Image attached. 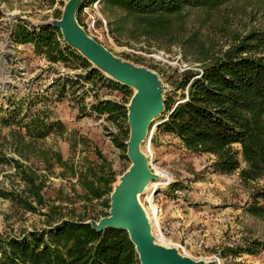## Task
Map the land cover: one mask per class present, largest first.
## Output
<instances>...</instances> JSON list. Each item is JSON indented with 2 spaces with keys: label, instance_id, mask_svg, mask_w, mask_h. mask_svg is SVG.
<instances>
[{
  "label": "rangeland",
  "instance_id": "374dc122",
  "mask_svg": "<svg viewBox=\"0 0 264 264\" xmlns=\"http://www.w3.org/2000/svg\"><path fill=\"white\" fill-rule=\"evenodd\" d=\"M67 1L0 0V108L13 111L16 106L25 114L21 123H0V241L23 240L65 220L108 215L110 193L99 178L116 179L114 186L131 165L127 145L120 147L113 139L120 128L130 131L128 117L107 119L93 104L109 99L127 106L134 89L109 83L106 75L86 80L88 69L76 56L52 62L33 43L15 41L14 30L24 26L39 31L47 20L61 17ZM98 9L103 27L99 41L159 73L165 95L172 96L181 92L177 83L186 70H200L207 56L264 25V0H226L154 16L104 2ZM79 17L83 21L82 13ZM32 115L48 123L59 120L63 127L33 138L28 131ZM161 122L154 121L150 140L142 146L152 168L172 175L163 188L141 195L151 207L147 197L155 192L152 202L160 213L153 221L165 235L158 239L196 259L264 264V213L249 211L252 193L262 182L246 183L238 171H216V156L187 150L177 137L158 130Z\"/></svg>",
  "mask_w": 264,
  "mask_h": 264
},
{
  "label": "trees",
  "instance_id": "16d2710c",
  "mask_svg": "<svg viewBox=\"0 0 264 264\" xmlns=\"http://www.w3.org/2000/svg\"><path fill=\"white\" fill-rule=\"evenodd\" d=\"M224 1L101 0L144 16L171 14L185 6H214ZM80 11L78 19L81 22ZM13 34L16 42L33 43L35 50L52 62H70L75 56L81 59L88 69L84 76L86 80H103L105 76L70 47L63 40L61 31L52 25H43L39 31L20 26ZM107 79L109 83L119 84ZM68 81L79 83L72 78ZM177 84L176 89L181 92H175L174 96L166 95V110L159 117L162 122L158 124V130L174 135L191 152L216 156L213 164L216 171H238L246 183L262 182L252 193L253 203L249 207L252 214L262 215L264 25L252 27L217 54L207 56L200 70H186ZM14 109L0 108L1 124L11 125L15 120L22 122L23 110L16 106ZM93 110L107 115L110 120L128 117L127 106L114 100H99L93 104ZM31 118L28 131L33 133V138L47 137L63 127L59 120L48 123L40 115H32ZM129 133V130L125 132L120 128L119 133L113 134V139L118 146L125 147ZM99 179L111 194L116 179ZM93 187L98 194L96 186ZM85 221L65 220L52 224L43 232H31L23 240H1L0 264H141L126 230L109 228L98 232Z\"/></svg>",
  "mask_w": 264,
  "mask_h": 264
},
{
  "label": "water",
  "instance_id": "95a60500",
  "mask_svg": "<svg viewBox=\"0 0 264 264\" xmlns=\"http://www.w3.org/2000/svg\"><path fill=\"white\" fill-rule=\"evenodd\" d=\"M89 0H68L60 18H52L44 25L61 31L63 40L77 50L93 68L119 84L134 89L127 104L129 139L127 155L131 165L119 176L110 194L109 214L99 220L89 219L98 232L109 228L126 230L136 247L141 264H219L215 259H196L182 253L175 245L157 240L141 195L159 175L150 164L142 146L150 140V127L166 110V84L155 70L128 61L111 51L105 44L88 34L78 19L81 7Z\"/></svg>",
  "mask_w": 264,
  "mask_h": 264
},
{
  "label": "built area",
  "instance_id": "2783aa9c",
  "mask_svg": "<svg viewBox=\"0 0 264 264\" xmlns=\"http://www.w3.org/2000/svg\"><path fill=\"white\" fill-rule=\"evenodd\" d=\"M99 2H101V0H96L91 3L89 1L82 7V9H80L81 10L80 13L84 15V19L83 21H81V23L84 25L88 34L98 41L103 36V31H102L103 27L100 24L101 19H100V14L98 13ZM104 22L106 23L105 20ZM153 193L155 194V192ZM153 193L150 194V196L153 195ZM147 201L149 202V199ZM160 232L164 233L161 227H160Z\"/></svg>",
  "mask_w": 264,
  "mask_h": 264
},
{
  "label": "bare ground",
  "instance_id": "6f19581e",
  "mask_svg": "<svg viewBox=\"0 0 264 264\" xmlns=\"http://www.w3.org/2000/svg\"><path fill=\"white\" fill-rule=\"evenodd\" d=\"M153 169H154V171L159 175V177L155 180V181H152L151 183H150V185L148 186V188H147V191L146 192H148V190H150V188H155V190L156 189H159V188H163L164 186H166L168 183H169V181H171V179H172V175L169 173V172H167L166 170H164V169H162V168H154L153 167ZM154 196H155V194L153 193V195H151V196H148L147 198L149 199V203L151 204V207H150V205H149V207H147V206H145V208H146V211H147V214H148V216H149V218L151 219V221H152V224H153V228H154V233L156 234V231H155V229H158V227H160V223L158 224V223H155L153 220H157L158 218H159V213H160V209L157 207V206H155L156 204L154 203V202H152L153 200H154ZM151 201V202H150ZM142 202V201H141ZM153 203L155 204V205H153ZM158 233H159V235L160 236H158L157 234H156V236H157V240L159 241V242H161V243H163V244H165V245H167L165 242H163V241H160L159 239H158V237H165V235L163 234V233H161L160 232V228L158 229Z\"/></svg>",
  "mask_w": 264,
  "mask_h": 264
}]
</instances>
